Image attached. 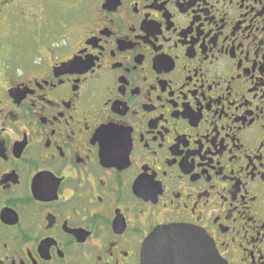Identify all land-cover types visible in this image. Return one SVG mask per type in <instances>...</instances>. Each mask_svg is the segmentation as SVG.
Instances as JSON below:
<instances>
[{"label":"flooded vegetation","instance_id":"obj_1","mask_svg":"<svg viewBox=\"0 0 264 264\" xmlns=\"http://www.w3.org/2000/svg\"><path fill=\"white\" fill-rule=\"evenodd\" d=\"M171 226L264 264V0H0V264Z\"/></svg>","mask_w":264,"mask_h":264},{"label":"water","instance_id":"obj_2","mask_svg":"<svg viewBox=\"0 0 264 264\" xmlns=\"http://www.w3.org/2000/svg\"><path fill=\"white\" fill-rule=\"evenodd\" d=\"M142 264H228L208 235L185 226L163 227L147 241Z\"/></svg>","mask_w":264,"mask_h":264},{"label":"rangeland","instance_id":"obj_3","mask_svg":"<svg viewBox=\"0 0 264 264\" xmlns=\"http://www.w3.org/2000/svg\"><path fill=\"white\" fill-rule=\"evenodd\" d=\"M48 13H50L49 15H51L50 17H46V24L47 23H51V25L53 26V27H55V26H57V23L61 20V13H59V10L58 9H49V11H48ZM46 26V25H45ZM45 26H43L41 23H40V25H39V27L37 28V30H36V28H35V31H37V32H39V29L41 30V31H43V28L45 27ZM52 30V29H51ZM33 32V31H32Z\"/></svg>","mask_w":264,"mask_h":264}]
</instances>
